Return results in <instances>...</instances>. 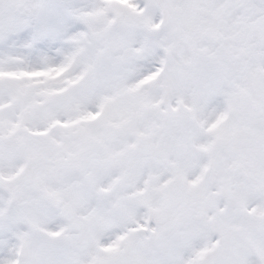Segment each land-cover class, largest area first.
Masks as SVG:
<instances>
[{
	"label": "snow or ice",
	"instance_id": "snow-or-ice-1",
	"mask_svg": "<svg viewBox=\"0 0 264 264\" xmlns=\"http://www.w3.org/2000/svg\"><path fill=\"white\" fill-rule=\"evenodd\" d=\"M0 264H264V0H0Z\"/></svg>",
	"mask_w": 264,
	"mask_h": 264
}]
</instances>
